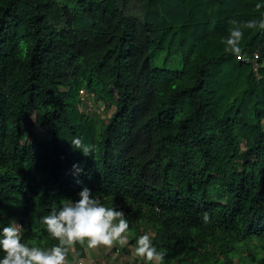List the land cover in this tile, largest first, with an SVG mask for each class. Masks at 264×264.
Masks as SVG:
<instances>
[{
	"label": "trees",
	"instance_id": "16d2710c",
	"mask_svg": "<svg viewBox=\"0 0 264 264\" xmlns=\"http://www.w3.org/2000/svg\"><path fill=\"white\" fill-rule=\"evenodd\" d=\"M67 1L0 0V231L56 245L41 218L87 187L129 222L104 264L137 262L144 234L162 264H264V66L225 51L233 28L241 54L264 42V0Z\"/></svg>",
	"mask_w": 264,
	"mask_h": 264
},
{
	"label": "clouds",
	"instance_id": "9594fccd",
	"mask_svg": "<svg viewBox=\"0 0 264 264\" xmlns=\"http://www.w3.org/2000/svg\"><path fill=\"white\" fill-rule=\"evenodd\" d=\"M255 26L254 21L245 25L249 28ZM259 27L264 29V21L260 22ZM242 38L243 32L239 28L231 29L225 40V51L239 58ZM71 144L85 156H92L94 146L84 144L82 139L74 138ZM79 196L78 201L65 203L59 211L41 218L48 234L58 241L50 248L44 249L36 244L30 246L21 242L22 226L18 223L10 222L8 226H4L0 231V249L5 255L0 259V264H70L69 253H73L75 259L77 244L86 251L126 246L129 222L124 212L102 204L91 195V190L87 187L81 190ZM204 219H208L207 215ZM133 255L153 264H162L165 257L164 253L158 252L153 246L152 238L148 234L141 235L136 240Z\"/></svg>",
	"mask_w": 264,
	"mask_h": 264
},
{
	"label": "rangeland",
	"instance_id": "374dc122",
	"mask_svg": "<svg viewBox=\"0 0 264 264\" xmlns=\"http://www.w3.org/2000/svg\"><path fill=\"white\" fill-rule=\"evenodd\" d=\"M67 1V0H65ZM68 2V1H67ZM176 58L174 56H170L165 52H159V53H152L151 55V61L153 64H156L160 67L175 69L176 64H174V60ZM81 108L86 111L88 114H95L98 116L102 121H106L109 116L112 113V109H105L104 103L99 101L94 95L92 94H83L81 96ZM96 251L89 252L86 257L84 258H77L76 264H104V261L101 258V255H98ZM129 263L133 264V257L130 255L128 257ZM134 264H144L143 259L137 258ZM127 264V263H125ZM245 264H255L254 262H246Z\"/></svg>",
	"mask_w": 264,
	"mask_h": 264
},
{
	"label": "built area",
	"instance_id": "2783aa9c",
	"mask_svg": "<svg viewBox=\"0 0 264 264\" xmlns=\"http://www.w3.org/2000/svg\"><path fill=\"white\" fill-rule=\"evenodd\" d=\"M239 58L247 63H252L253 70L258 73L260 67L264 66V42L252 54L243 53Z\"/></svg>",
	"mask_w": 264,
	"mask_h": 264
}]
</instances>
